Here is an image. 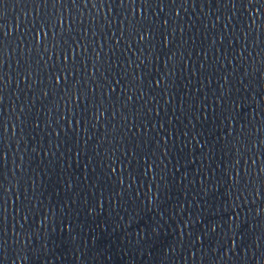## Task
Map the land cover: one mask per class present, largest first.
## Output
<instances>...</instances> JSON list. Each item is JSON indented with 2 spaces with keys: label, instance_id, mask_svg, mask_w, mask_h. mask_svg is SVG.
I'll list each match as a JSON object with an SVG mask.
<instances>
[{
  "label": "water",
  "instance_id": "1",
  "mask_svg": "<svg viewBox=\"0 0 264 264\" xmlns=\"http://www.w3.org/2000/svg\"><path fill=\"white\" fill-rule=\"evenodd\" d=\"M225 3L189 0L184 7L163 5V13L154 4L149 20L160 18L155 39L148 36L140 45L135 38H125L113 48L121 36L119 20L125 19L118 3L99 9L91 4L85 7L83 0L79 5H57L53 30L51 24L43 28V21L54 11L51 3L45 7L31 0H9L0 13V39L6 53L3 71L12 75L0 109L4 153L0 220L7 240L0 264H45L43 258L37 261L31 251L23 250L45 243L47 264H264L262 201L251 193L246 201L236 199L237 157L234 148L231 154L228 151L243 126L256 153L244 159L255 188L264 190V181L258 179L264 156L255 144L264 138V72L258 71L264 67V17L257 16L250 29L257 8L246 12V4L238 3L233 9ZM61 13L65 36L79 37V44L88 49L85 56L82 48H76L79 59L76 70L69 72L67 89L64 83L54 86L56 66L61 64L55 53L62 47L54 48L53 41L55 31L60 43ZM136 14L140 15L139 4ZM131 15L132 5H128L127 16ZM165 20L169 21L167 39L160 35ZM34 25L40 29L37 42L46 32L48 50L45 53L41 44L39 56L44 60L39 68L35 49L31 57L25 49L21 61L31 64L33 89L48 90V97L38 92L33 98L23 76L19 85L24 91H17V59L9 58L7 51L8 46L15 49L25 33L31 42ZM129 42L134 45L131 50ZM97 53L98 76L92 68ZM141 60L147 65L142 66ZM101 79L103 98L100 90L95 98L103 109L97 119L91 103L86 105L77 90L87 85L91 101V81L99 84ZM109 87H115L114 94ZM124 92L134 100L126 101ZM21 107L28 110L27 125L16 119ZM137 112L139 120L134 119ZM113 137L120 141L118 156L123 161L117 163L115 173L109 151ZM122 137H128L127 143ZM239 171L247 181L243 163ZM235 213H239L238 228L233 223ZM153 227L152 241L137 248V234ZM97 240L103 242L102 249ZM233 240L239 246L235 255L228 251Z\"/></svg>",
  "mask_w": 264,
  "mask_h": 264
},
{
  "label": "snow or ice",
  "instance_id": "2",
  "mask_svg": "<svg viewBox=\"0 0 264 264\" xmlns=\"http://www.w3.org/2000/svg\"><path fill=\"white\" fill-rule=\"evenodd\" d=\"M9 0H0V13L3 12V10L6 8ZM17 2H20V0H17ZM33 4H43L45 7L51 3L53 7V14L49 16V19L43 21V28L48 29L49 25L51 24V28L55 30V23H51L53 17L56 15V6L60 5L61 8L65 4H68L69 2L72 5H79L80 0H31ZM189 0H83L84 6L88 7L89 4H91L93 7H96L99 9L101 6H104L107 4V6H112L118 3L120 9H122L125 12V19L124 20H119V24L121 25L119 31L121 32V36L117 39V44L113 45V48L118 47L119 43L123 41L125 38H127L129 41H131L132 38H135L137 43L140 45H143V43L147 40L148 36H151L153 40L156 37V31L159 28V17L155 16L151 20H149V16L152 13V6L155 4L161 13H163L164 8L163 5L166 4H171L173 6L177 5L179 3L180 7H184ZM193 3L196 2V0H192ZM247 5V9L245 11L247 12L248 10L252 8H257V12L254 13L250 17V29L254 28V26L257 23V16L264 17V11H261V9H264V0H226L225 7H227V4H231L232 8L235 9L237 4ZM139 4L140 7V15L137 16L136 14V6ZM128 5H132V15L131 17L127 16L128 12ZM82 15V13H81ZM98 15V13H97ZM119 14L117 13V16ZM177 17L180 16V12H176ZM60 22H61V29L59 32V37H60V43H56V36L57 34L54 31V48H61L62 51L59 53H55L56 59L61 62V64L56 66V71H55V81H54V86L56 88H59L61 83H64L65 88L67 89L68 87V82H69V72L70 71H75V65L76 62L79 59V54L76 51L77 47H80L83 49V54L86 56L88 53V49L84 48L82 45L79 44V37H71V36H65L63 32V16L62 13L58 17ZM109 21L111 20V17H107ZM220 17H216V22L218 23ZM95 22V21H94ZM169 26V21L165 20L163 27L165 28V32L160 33L164 37V39H167L166 35V30L167 27ZM261 26L264 27V21H261ZM31 31L34 33L31 42L28 41L27 39V34L25 33V37L18 43L17 47L15 49L11 48V46H8V55L9 58H16L17 59V69H16V80H17V91L23 93L24 89L20 87L19 85V80L20 77L23 76L24 81H25V87L28 89L29 94L35 98L39 93H42L44 97H48L50 95L49 91L46 89H39L34 90L32 87V77H33V72H32V67L31 64L29 63L27 66L21 61V57L24 54L25 49H27L29 57H31L32 50L35 49L37 55L39 56L40 53V48L41 44L44 45V51L45 53L47 52V34L46 32L43 34L44 38L42 41L37 42L36 41V35L40 34V29L38 26H33ZM126 33V36H125ZM248 35H251V32L249 31ZM151 43V41H149ZM75 44V46H73ZM23 45V47H21ZM134 45H132L130 42L128 44V49L131 50V48ZM69 49H71V61H72V68H69ZM244 51V50H242ZM18 53V55H17ZM5 43L3 39H0V109L3 108L4 102H5V91H10L11 89V83H12V75L9 72L8 74H5L3 71L4 65H5ZM100 54L97 53V58L94 60V63L92 64V68L94 70V75H99L100 68L98 65L100 64ZM44 60L43 56H39V60L36 61V67H40V61ZM129 65H131L132 61H127ZM117 64H119V61H117ZM141 65L146 66L147 61L141 60ZM259 72H264V67L258 70ZM167 79V77H165ZM41 85H43L44 81L42 78L39 79L38 81ZM91 83L93 84V92H92V99L89 101V97L87 95V85H81V89H78V96H83V99L86 103H91L92 108L94 109L93 115L98 119L99 115L101 114V110L103 109V104L97 105L96 103V98H95V93L97 90L101 91V99L103 98V91L102 89L105 87L103 80L101 79L100 83L97 84L96 80H92ZM159 81H157V87H159ZM109 91L111 93H115L116 89L115 87H109ZM68 96H71V92L69 91ZM123 95L127 100H134L132 96H129L126 92L123 93ZM141 98H143V93H141ZM221 101H223V97H220ZM195 98L193 97V101ZM233 104H235V101H233ZM32 107H35V103L33 102ZM195 108V104L193 103V109ZM87 110V108H86ZM27 109L25 107L20 108V116L16 117V119H19L22 124L27 125V118H26V113ZM106 111V110H105ZM11 112L15 114L16 112V107L15 104H13V107L11 108ZM147 114V113H145ZM3 113L0 111V116H2ZM157 116L160 115L159 112L156 113ZM264 115V113H262ZM142 118L137 112L136 116L134 119L139 120ZM113 119H115V116H113ZM59 123V121H57ZM39 127V125H37ZM135 127V124L133 125ZM161 131H163L164 125H161ZM125 128H127V124H125ZM3 120L0 119V143H2V138H3ZM13 135H15V129H12ZM130 131V130H129ZM125 143H127L128 137H122ZM114 143L112 144V147L109 149L111 156L114 158L111 161V169L112 172L115 173L117 171V163L119 162L121 165H123V161L119 159L118 153H119V144L120 141H116L115 137H113ZM253 140L251 138V135L247 132V130L242 126L240 133L238 134L237 138H235V143H230L228 151L231 154L232 149H235L236 153V163L233 166V186L236 189L238 195L236 197L237 200H240L241 197L244 198V200H247V196L251 193L254 196H259L261 198L262 204H261V209L264 210V190L262 189H256L254 182L252 181L251 178V173H250V165L248 160L244 159L245 156L248 155V153H252V156L255 157L256 153L253 152ZM255 144L258 148V151L261 156H264V138L258 139L255 141ZM166 146V144H165ZM138 147V145H137ZM135 151V149H133ZM128 149H125V153L127 154ZM4 157V153L0 151V159ZM243 163L245 165V168L247 170L248 174V180L245 181L244 177L241 175V172L239 171V166L240 164ZM252 164H255V159H252ZM21 170L23 171L24 168V162L23 158H21V163L18 166ZM261 181H264V168L261 169V175L258 177ZM120 184L123 185L124 180L121 175ZM264 187V186H262ZM0 188H2V183H0ZM256 201L253 200L252 203H255ZM238 207L240 205H237ZM246 206V205H245ZM3 208L2 205H0V216L3 214ZM261 213L258 211L257 215L259 216ZM234 221L233 223L236 225L238 228V221H239V213L234 214ZM229 229L232 228V225H228ZM211 231L214 233L216 231L215 227L211 229ZM156 229L153 227L151 230H148L146 228L145 232L143 235L137 234V240H136V246L137 248H140L141 246L149 243L152 241L154 235H155ZM236 233H233L235 235ZM227 235V233H226ZM131 243V241H129ZM6 245H7V240L4 239L3 235V227H2V220H0V257H3L6 252ZM16 251L17 254L19 255V252L21 251V248L19 247V239L16 240ZM97 246L98 248L102 249L103 248V242L101 240H97ZM259 247V246H258ZM239 246L235 244V241L233 240V248H229L228 251L230 253H233L234 255L236 252H238ZM26 253L28 251H31L33 255L37 257V261L40 260V258H43L45 261V264H47L49 260V249L47 248V244L43 245H37L35 248H33L31 245H27L25 249H23ZM235 250V251H234ZM103 255V252L100 253ZM25 256H21L20 259H25Z\"/></svg>",
  "mask_w": 264,
  "mask_h": 264
}]
</instances>
